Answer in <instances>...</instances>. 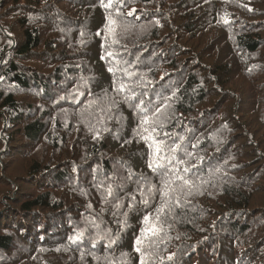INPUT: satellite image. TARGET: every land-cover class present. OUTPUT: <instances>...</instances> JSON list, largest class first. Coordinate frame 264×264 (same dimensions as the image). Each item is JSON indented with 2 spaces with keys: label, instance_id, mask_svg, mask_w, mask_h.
Masks as SVG:
<instances>
[{
  "label": "trees",
  "instance_id": "trees-1",
  "mask_svg": "<svg viewBox=\"0 0 264 264\" xmlns=\"http://www.w3.org/2000/svg\"><path fill=\"white\" fill-rule=\"evenodd\" d=\"M0 264H264V0H0Z\"/></svg>",
  "mask_w": 264,
  "mask_h": 264
}]
</instances>
